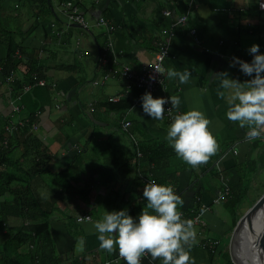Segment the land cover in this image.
Returning a JSON list of instances; mask_svg holds the SVG:
<instances>
[{
  "label": "crops",
  "instance_id": "obj_1",
  "mask_svg": "<svg viewBox=\"0 0 264 264\" xmlns=\"http://www.w3.org/2000/svg\"><path fill=\"white\" fill-rule=\"evenodd\" d=\"M73 1L87 20V29L67 24L64 17L58 19L57 0H0V61L6 60L7 42L12 39L43 65L47 82L56 83V88L31 89L23 97L21 112L13 113L9 101L10 87L15 90V82H7L0 67V133L5 136L3 128L8 117L22 118L38 111L39 128L32 132L34 147L38 142L44 145L49 157V171L35 175L31 181L38 199L32 221L49 220V234L61 264H71L73 257L85 264H99L118 251L108 253L100 248L94 222L102 219L105 211L128 210L141 191L135 175L132 137L139 143L169 145L166 136L170 124L165 117L153 120L143 112L141 97L145 92L126 79L114 77L96 85L91 81L109 66L120 68L127 64L137 73L152 61L157 43L165 41L169 55L163 85L151 94L154 98L179 97V109H174L177 113L193 108L203 111L212 122L209 127L219 144L216 154L195 168L173 150L167 166L172 178L167 181L184 198L180 209L197 204L195 197L206 207L203 216L207 227H195L196 241L214 237L219 240L216 250L225 246V252L219 251L229 254L232 215L226 214L217 192L223 179L229 183L233 172L243 178L249 189H264V133L249 138L247 126L241 128L239 122L227 119V100L217 95L220 82L210 74L227 71L230 78L240 82L252 78L237 66L230 67L228 56L244 57L250 63L253 57L249 49L253 44H258L264 54V11L258 9V0ZM182 15L185 19L178 23ZM99 17L112 25V31L97 23ZM170 31L173 35L169 37ZM15 55L22 59L16 50ZM19 67L26 69L23 64ZM168 68L191 71L190 81L182 84L178 79H169ZM114 94L131 102V106L106 108L103 103ZM55 97L61 101L59 109L54 107ZM125 120L131 123L127 130L122 128ZM25 142L30 141L11 150L9 163L1 169L29 168V158L22 156L28 149ZM248 199L237 213L245 212ZM134 205L137 218L142 210L137 202ZM1 209L8 217L0 222V227L5 226L0 229L2 242L1 233L20 225L21 218L15 213V204L4 207L0 198ZM81 214H89L91 219L77 223L75 218ZM220 235L230 240L223 244ZM81 238L85 241L83 251L78 250ZM14 243L11 241L9 247L14 248ZM20 250L24 252L27 247L23 245Z\"/></svg>",
  "mask_w": 264,
  "mask_h": 264
},
{
  "label": "clouds",
  "instance_id": "obj_2",
  "mask_svg": "<svg viewBox=\"0 0 264 264\" xmlns=\"http://www.w3.org/2000/svg\"><path fill=\"white\" fill-rule=\"evenodd\" d=\"M260 7L264 8V4ZM249 53L253 57L250 63L233 57L230 67L239 65V70L251 79L240 82L230 78L227 71L212 73L210 77L220 82L217 95L227 100V119L239 122L241 128L247 126L246 135L256 138L264 133V54L260 53L258 44H253ZM156 71L159 73L160 70ZM167 76L186 84L192 73L168 68ZM141 100L143 112L153 120L163 119L166 104L179 109L181 103L177 96L154 98L150 92H145ZM211 123L203 111L195 108L174 116L166 139L178 158L195 168L206 164L216 154L219 144L210 130ZM142 195L147 205L137 218L123 209L105 211L103 218L94 222L100 248L108 253L118 248L119 256L126 264H141L146 255L153 261L161 260L162 264H195L191 256L197 235L194 221L183 219L178 210L183 206L184 198L170 184H158L155 180L144 185ZM80 218L90 220L89 216ZM84 245L81 238L78 250L83 251Z\"/></svg>",
  "mask_w": 264,
  "mask_h": 264
},
{
  "label": "trees",
  "instance_id": "obj_3",
  "mask_svg": "<svg viewBox=\"0 0 264 264\" xmlns=\"http://www.w3.org/2000/svg\"><path fill=\"white\" fill-rule=\"evenodd\" d=\"M12 38V37H10ZM15 50H19L22 59L15 55ZM7 58L4 61H0V67L2 74L6 77L11 70H19L23 74L22 82L32 83V73L34 71L38 72V77L46 78L45 70H43V65L39 64L36 60V57L28 55L23 46L19 43H14L12 39H9L7 42ZM23 64L26 69H20L19 65ZM4 77V78H5ZM19 81H15V90H18L20 87ZM38 87L34 85L32 89ZM42 88L48 87L51 89L50 85L39 86ZM30 92V91H29ZM28 92V93H29ZM26 93V94H28ZM24 97V96H23ZM106 108L109 109H120L127 108L131 106V102L124 101L121 99L118 102L105 101L103 103ZM31 118L32 115H29ZM9 118V117H8ZM6 123V122H5ZM3 132L0 133V198L3 200V205L6 207L8 204L16 205V215L21 218V224L18 226L8 228L6 232L1 233L2 242L0 241V264H33L34 260H38L39 264H61L62 259L59 256H56L54 250V243L49 234V220L43 222L32 221L35 217L36 211L35 206L38 203V199L34 196L31 189V181L33 177L37 174L49 171L48 168V155L46 153V148L44 145L39 144L35 145V138L32 135L33 130L29 126L20 127L14 132H6L3 128ZM7 139V144L4 145V138ZM20 140L30 141L27 143V150L22 153L23 157H28L29 159V168L18 167L16 170L10 169H1L3 165L9 163V153L11 150L17 146ZM31 148V151L30 149ZM133 148V158H134V167L137 169L138 182L142 185L134 200L129 205L128 212L131 216L135 218V205L137 202L140 209H144L147 205V201L143 198V188L146 184L143 181V178H154L158 184L171 185L167 178H172L171 173H168L167 166L169 165V158L174 154L173 148L167 144L160 143L154 144L152 142H135L132 140ZM137 152H140L138 155ZM25 157V158H26ZM209 165V163H208ZM15 168V167H14ZM162 170V171H160ZM243 178L237 173L234 172L229 178V193L222 200L225 208L232 215V227L235 226L236 221L244 212L237 213V209L243 204V202L249 198L248 195L252 196L248 199V207L251 206L256 199L264 192L263 190L255 191L253 194V189L246 187V184L243 183ZM172 186V185H171ZM173 187V186H172ZM247 207V208H248ZM178 210L183 214V219H189L192 212L190 209H180ZM2 218L0 215V222H5L6 215L3 214V209L0 210ZM5 227V226H4ZM3 226L0 227L4 228ZM2 231V230H1ZM203 234V233H202ZM14 241V248H10V242ZM202 240L196 243L191 248V256L194 259L195 264H223L225 257H228V253L223 254L221 251L217 253V250L213 252L207 248L201 246ZM26 246V251H21V246ZM222 250V248H221ZM118 252V251H117ZM117 252L112 255L111 259L107 261H101L99 264H126V261L122 259L114 261ZM222 254L220 260H217V257ZM71 264H85L83 260L78 257H73L71 259ZM98 264V263H97ZM141 264H162V261L157 259L152 260L151 256L142 258Z\"/></svg>",
  "mask_w": 264,
  "mask_h": 264
},
{
  "label": "built area",
  "instance_id": "obj_4",
  "mask_svg": "<svg viewBox=\"0 0 264 264\" xmlns=\"http://www.w3.org/2000/svg\"><path fill=\"white\" fill-rule=\"evenodd\" d=\"M57 1H58V5H57L58 10L57 11L59 13V14H57L58 19H63L62 17H64L63 20L66 21L67 24H76V25L82 27L83 29L88 28L87 20L82 15V13L77 10V8L75 7V2L73 0H57ZM261 4H264V0H258V9L264 11V8L260 7ZM164 14L168 15L169 11H164ZM184 19H185V15H182L181 17H179L177 22L182 23L184 21ZM97 23L100 25H103L106 28V30L112 31V28H113L112 25H109L103 17H99L97 20ZM192 32H194V30H192ZM172 35H173V32L170 31L169 37ZM107 45L112 46V43L108 42ZM111 50H112V48H111ZM106 51H107V48H106ZM16 53L19 55L20 54L19 50H16ZM168 55H169L168 43L165 41H160L157 43V47H156V50L153 54L152 61L143 65L141 67L140 71H138L137 73L134 72L131 69V67L127 64L121 65L120 68H114V67L109 66L108 68H106L102 71L101 75L97 79H93L91 81V83L93 85L102 84L105 81H107L108 79H111L114 77H120V78L126 79L127 81L132 83L134 86L140 88L144 92L152 93L158 87L163 85V76L165 73V60H166ZM102 56H106V54H103ZM233 57H238L241 60L249 62L246 58L235 56V55H229L228 60L230 62H232ZM237 68L239 69V65H237ZM156 69L160 70L159 73L156 71ZM150 77H154V79H150ZM22 78H23V74L21 72H19V70H11L10 73L8 74V76H6L4 79L7 82L13 84V82H15L16 80L22 79ZM32 79H33L32 83H25V82L23 83L21 81L20 87L16 91L13 90L12 87H10V91L12 93V96H11V99L9 101V104L12 107L13 113L21 112V110L24 107L23 96L26 93H28L29 91H31V89L34 85H37V86L50 85L51 88H56V83L54 81H51L48 83L46 78L38 77L37 71H34L32 73ZM56 98L57 97H55L56 102L54 103V107L56 109H59L61 107V102L58 101ZM121 99H122V96L119 94L111 95L108 98V100L111 102H116V101H119ZM165 109L166 110L164 113V117L166 118L167 122L169 124H171L173 119H174V116L177 115L178 113H177V111H175L172 108L170 103L165 105ZM168 109H171V111H168ZM30 115H32L33 117L31 118L30 116H25L22 118H13L11 116L10 118H8L6 120V123L4 125L5 131L10 133V132L16 131L20 127H25V126H29L31 130L36 131L39 128V123L36 120V117L39 116V112L37 111V112L30 114ZM130 124L131 123L128 120L123 121V123H122L123 130H127L129 128ZM132 139L135 141V139L133 137H132ZM3 143H4V145L7 144L6 138L3 139ZM137 153H138V155L140 154V152H137ZM150 180H154V178H152V177L143 178V181H145L146 183ZM223 180L224 181H223L222 187H221L220 191L217 192V200H219V201H222L227 196V194L229 193V187L227 185L228 179L226 178ZM195 203H197V204H194V206H192L190 208V211L192 212V214L189 217V219L194 221L195 227H199L202 229L203 227H205L207 225V223L204 219V216H203V213L206 210V207L204 204L200 203V198H198V197H195ZM81 216L82 217H88V216L90 217L89 214L77 215L75 218L77 223H82L84 221H88V219L81 220V218H80ZM90 219H91V217H90ZM218 244H219V240L214 238V237L213 238L212 237H203L201 246L204 248H207L213 252L214 250L217 249ZM147 256L148 255H146L145 257H147ZM120 259H122V258L119 256V251H118L114 261H118ZM105 263H107V261ZM33 264H39L38 260H34Z\"/></svg>",
  "mask_w": 264,
  "mask_h": 264
},
{
  "label": "bare ground",
  "instance_id": "obj_5",
  "mask_svg": "<svg viewBox=\"0 0 264 264\" xmlns=\"http://www.w3.org/2000/svg\"><path fill=\"white\" fill-rule=\"evenodd\" d=\"M263 225L264 214H262V216L260 215L255 217L251 222L250 228L249 226L247 227L246 224L243 225L241 231L238 233L239 245L233 252L237 260L241 261L240 264H263V254L260 249V246L255 245L259 230L262 229ZM244 243L246 245L247 254L249 253V255L245 254L246 252H242V249L244 248Z\"/></svg>",
  "mask_w": 264,
  "mask_h": 264
},
{
  "label": "water",
  "instance_id": "obj_6",
  "mask_svg": "<svg viewBox=\"0 0 264 264\" xmlns=\"http://www.w3.org/2000/svg\"><path fill=\"white\" fill-rule=\"evenodd\" d=\"M262 214H264V192L256 199V201L251 206H249L245 210V212L240 216V218L236 221L235 226L233 227L232 236H231V240H230V249H231V256L235 260L237 258H236L233 251L239 245V240H235L236 235L241 231V228L243 227V225L246 224V226L247 227L249 226V228H250V225H251V222L253 221V219L257 216H260V215L262 216ZM255 245L260 246V249H261L262 254H263V264H264V225H263L262 229L259 230L257 240L255 241ZM242 252H244V253L246 252L245 254H247V249H246L245 243H244V248L242 249ZM247 255H249V253ZM254 262H257V261H254ZM251 263H252V261H251ZM258 264H260V263H258Z\"/></svg>",
  "mask_w": 264,
  "mask_h": 264
},
{
  "label": "rangeland",
  "instance_id": "obj_7",
  "mask_svg": "<svg viewBox=\"0 0 264 264\" xmlns=\"http://www.w3.org/2000/svg\"><path fill=\"white\" fill-rule=\"evenodd\" d=\"M61 102V101H60ZM254 193H255V191H253ZM245 203V201L243 202V204ZM249 205V203L247 204V205H245V206H248ZM241 207V206H240ZM242 209H243V207H242ZM227 210V213L226 214H228V209H226ZM240 218V217H239ZM238 218V219H239ZM212 233H214V234H216L213 230L211 231ZM218 236H219V234H218ZM220 238H222V243L224 244L225 242H227V241H229L230 240V237L229 236H222V235H220ZM235 240H238V234L236 235V238H235ZM221 248H222V250H223V252H225L226 251V249H225V246H222V247H219L218 248V250H217V253H219V250H221ZM230 249V248H229ZM235 250V249H234ZM231 252V251H230ZM234 259V258H233ZM233 259H232V256L229 254L228 255V257H225L224 258V260H223V264H240L241 263V261L239 262V261H237V259L235 260L234 259V261H233ZM220 264H221V262H220Z\"/></svg>",
  "mask_w": 264,
  "mask_h": 264
}]
</instances>
